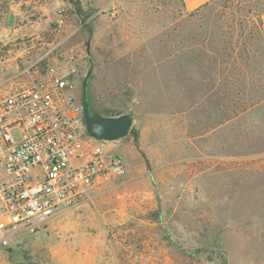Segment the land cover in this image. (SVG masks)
<instances>
[{
    "label": "rangeland",
    "instance_id": "1",
    "mask_svg": "<svg viewBox=\"0 0 264 264\" xmlns=\"http://www.w3.org/2000/svg\"><path fill=\"white\" fill-rule=\"evenodd\" d=\"M78 2L82 16L71 0H0V99L30 66L72 54L79 94L90 70V107L130 115L150 170L132 134L109 142L124 175L14 233L0 264H223L219 252L264 264V57L239 81L213 48L229 28L247 39L264 0H214L193 15L181 0Z\"/></svg>",
    "mask_w": 264,
    "mask_h": 264
},
{
    "label": "built area",
    "instance_id": "2",
    "mask_svg": "<svg viewBox=\"0 0 264 264\" xmlns=\"http://www.w3.org/2000/svg\"><path fill=\"white\" fill-rule=\"evenodd\" d=\"M32 65L28 83L0 99V244L67 210L125 173L108 141L88 136L73 55Z\"/></svg>",
    "mask_w": 264,
    "mask_h": 264
},
{
    "label": "trees",
    "instance_id": "3",
    "mask_svg": "<svg viewBox=\"0 0 264 264\" xmlns=\"http://www.w3.org/2000/svg\"><path fill=\"white\" fill-rule=\"evenodd\" d=\"M214 1V0H211ZM209 1V2H211ZM71 2L74 5V10L77 16H82V11L79 7V2L78 0H71ZM209 2L205 3L204 5L198 7L197 9L193 11H188L189 15H193L196 12H198L201 8L205 7ZM264 14V7L258 11L254 15V17H258V25L254 22V17L249 18L250 23L252 25V29L248 31V38L244 39L242 35H240L237 39H234V31L233 28H229V31L224 33V39L220 40L219 43L221 42V46L219 49H217V44L214 45V49L216 50V55L223 56V59L221 60L220 63L224 65V70L223 73L226 74L227 76H231L236 78V80L240 79H245V77L248 76L249 69H250V62H259V58L262 56L264 57V40L263 42L260 43L261 40H259V34L261 32V26H262V21H261V15ZM232 27V26H231ZM85 28L87 26L85 25ZM91 35V31L88 29L87 30V38H89ZM88 41V39H87ZM237 59H240L239 61ZM229 60V61H227ZM264 60L263 58L260 59ZM239 86V85H238ZM238 104L241 106L243 105V99L242 96L239 95L238 97ZM245 106V105H244ZM252 104L248 106L251 107ZM247 107V105L245 106ZM244 107V108H245ZM241 109H243L241 107ZM93 110V109H92ZM245 110V109H244ZM94 111V110H93ZM95 112V111H94ZM132 134V145L134 146L135 150L138 152L140 157L143 160L144 166L147 171L150 170V165L148 158L145 154V152L141 149L140 144H139V137L138 133L130 130L129 132ZM218 258L222 261L223 264H226L225 261V254L223 252L218 253Z\"/></svg>",
    "mask_w": 264,
    "mask_h": 264
},
{
    "label": "water",
    "instance_id": "4",
    "mask_svg": "<svg viewBox=\"0 0 264 264\" xmlns=\"http://www.w3.org/2000/svg\"><path fill=\"white\" fill-rule=\"evenodd\" d=\"M9 22H12V18H10ZM89 75L90 70L87 72V75L81 84L83 118L88 136L96 140L108 142L124 139L129 134L132 125L130 115L123 114L118 117H105L94 112L87 99V83Z\"/></svg>",
    "mask_w": 264,
    "mask_h": 264
},
{
    "label": "crops",
    "instance_id": "5",
    "mask_svg": "<svg viewBox=\"0 0 264 264\" xmlns=\"http://www.w3.org/2000/svg\"><path fill=\"white\" fill-rule=\"evenodd\" d=\"M211 0H181L186 11H193Z\"/></svg>",
    "mask_w": 264,
    "mask_h": 264
},
{
    "label": "flooded vegetation",
    "instance_id": "6",
    "mask_svg": "<svg viewBox=\"0 0 264 264\" xmlns=\"http://www.w3.org/2000/svg\"><path fill=\"white\" fill-rule=\"evenodd\" d=\"M81 94H82V92H81ZM80 98H81V95H80Z\"/></svg>",
    "mask_w": 264,
    "mask_h": 264
}]
</instances>
